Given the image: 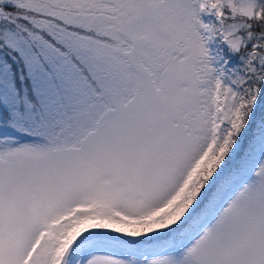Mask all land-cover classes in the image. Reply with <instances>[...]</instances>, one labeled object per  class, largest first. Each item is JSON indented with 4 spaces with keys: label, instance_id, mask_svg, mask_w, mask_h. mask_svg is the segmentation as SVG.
Listing matches in <instances>:
<instances>
[{
    "label": "snow or ice",
    "instance_id": "snow-or-ice-1",
    "mask_svg": "<svg viewBox=\"0 0 264 264\" xmlns=\"http://www.w3.org/2000/svg\"><path fill=\"white\" fill-rule=\"evenodd\" d=\"M0 264H264V0H0Z\"/></svg>",
    "mask_w": 264,
    "mask_h": 264
}]
</instances>
